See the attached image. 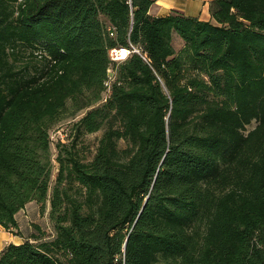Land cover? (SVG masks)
Returning a JSON list of instances; mask_svg holds the SVG:
<instances>
[{"label":"trees","instance_id":"1","mask_svg":"<svg viewBox=\"0 0 264 264\" xmlns=\"http://www.w3.org/2000/svg\"><path fill=\"white\" fill-rule=\"evenodd\" d=\"M154 2L0 0V225L49 199L55 231L0 264H264V0Z\"/></svg>","mask_w":264,"mask_h":264},{"label":"rangeland","instance_id":"2","mask_svg":"<svg viewBox=\"0 0 264 264\" xmlns=\"http://www.w3.org/2000/svg\"><path fill=\"white\" fill-rule=\"evenodd\" d=\"M119 51V50H118ZM120 52V51H119ZM110 55L115 60L123 59L124 57L121 55H116L112 51L110 52ZM108 75L110 78V81L113 79V72L111 70L108 71ZM84 113V110L80 111L75 116H67L66 119L64 118L59 124L53 127L51 131V137H52V143L50 145V155H51V176H50V182H49V190H48V197L51 194L52 186L54 184L56 173L58 170V162L56 161V147H55V141L58 137H60L63 141L66 138L65 132H68L69 126L71 121L74 119H77ZM254 125V123L250 124L248 128H251ZM101 134V131L86 134L79 142V145L83 144L82 149V155H91L94 150L95 146L97 144L98 138ZM49 199H47L44 203V205H40L36 201H30L28 202L24 208H22L16 215L15 220L17 223V227H11L9 229H6L11 233V235H6L8 238H12L11 242H17L20 240H24L25 238H31L33 239L34 235L37 237L36 240L40 241L43 239H50L55 234L53 223L50 220L49 217ZM20 243V242H19ZM8 243H6L7 245ZM5 245V246H6Z\"/></svg>","mask_w":264,"mask_h":264},{"label":"crops","instance_id":"3","mask_svg":"<svg viewBox=\"0 0 264 264\" xmlns=\"http://www.w3.org/2000/svg\"><path fill=\"white\" fill-rule=\"evenodd\" d=\"M212 0H155L149 11L153 15H166L172 11H178L186 16L196 17L202 20L210 18L209 5ZM11 235L2 225H0V251L11 241ZM20 241H13L19 243Z\"/></svg>","mask_w":264,"mask_h":264},{"label":"bare ground","instance_id":"4","mask_svg":"<svg viewBox=\"0 0 264 264\" xmlns=\"http://www.w3.org/2000/svg\"><path fill=\"white\" fill-rule=\"evenodd\" d=\"M111 51L112 52L115 51L117 55H120V56L122 55L123 57H125L128 53V50L127 49L125 50L124 48L119 49L120 52L118 51V49H113Z\"/></svg>","mask_w":264,"mask_h":264},{"label":"built area","instance_id":"5","mask_svg":"<svg viewBox=\"0 0 264 264\" xmlns=\"http://www.w3.org/2000/svg\"><path fill=\"white\" fill-rule=\"evenodd\" d=\"M129 52V51H128ZM113 53H115L117 55V53L115 51H113ZM52 138V137H51Z\"/></svg>","mask_w":264,"mask_h":264}]
</instances>
